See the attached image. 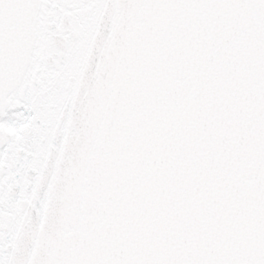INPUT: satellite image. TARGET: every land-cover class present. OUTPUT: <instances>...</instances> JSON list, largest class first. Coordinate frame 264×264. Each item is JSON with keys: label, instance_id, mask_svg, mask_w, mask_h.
Wrapping results in <instances>:
<instances>
[{"label": "snow or ice", "instance_id": "6c2138e0", "mask_svg": "<svg viewBox=\"0 0 264 264\" xmlns=\"http://www.w3.org/2000/svg\"><path fill=\"white\" fill-rule=\"evenodd\" d=\"M0 264H264V0H0Z\"/></svg>", "mask_w": 264, "mask_h": 264}]
</instances>
